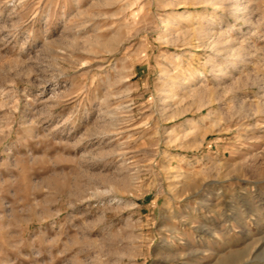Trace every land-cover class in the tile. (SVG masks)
<instances>
[{
    "label": "rangeland",
    "instance_id": "1",
    "mask_svg": "<svg viewBox=\"0 0 264 264\" xmlns=\"http://www.w3.org/2000/svg\"><path fill=\"white\" fill-rule=\"evenodd\" d=\"M0 264H264V0H0Z\"/></svg>",
    "mask_w": 264,
    "mask_h": 264
},
{
    "label": "bare ground",
    "instance_id": "2",
    "mask_svg": "<svg viewBox=\"0 0 264 264\" xmlns=\"http://www.w3.org/2000/svg\"><path fill=\"white\" fill-rule=\"evenodd\" d=\"M232 29H233V28H232ZM233 30H234V29H233ZM233 30H232V32H233ZM229 31H230V30H229ZM229 31H228V32H229Z\"/></svg>",
    "mask_w": 264,
    "mask_h": 264
}]
</instances>
